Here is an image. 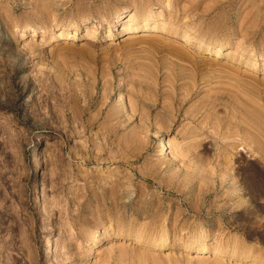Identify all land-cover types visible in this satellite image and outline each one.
Wrapping results in <instances>:
<instances>
[{
    "label": "rangeland",
    "instance_id": "obj_1",
    "mask_svg": "<svg viewBox=\"0 0 264 264\" xmlns=\"http://www.w3.org/2000/svg\"><path fill=\"white\" fill-rule=\"evenodd\" d=\"M263 174L264 0H0V264H264Z\"/></svg>",
    "mask_w": 264,
    "mask_h": 264
},
{
    "label": "bare ground",
    "instance_id": "obj_2",
    "mask_svg": "<svg viewBox=\"0 0 264 264\" xmlns=\"http://www.w3.org/2000/svg\"><path fill=\"white\" fill-rule=\"evenodd\" d=\"M128 9H130V8H128ZM124 12L125 11H123V12H121L118 16H119V18L120 17H122V15L124 14ZM24 34V32H22L21 31V36ZM197 46L198 47H200L201 46V42H198V44H197ZM215 51V55H218L219 53H218V50L216 49V50H214ZM117 100L119 101V103H121V104H123V105H125V103H124V100H123V97H122V95H119L118 96V98H117ZM168 149H169V147H168V145H167V143L165 142V140H163L162 138H160L159 139V143L157 144V154L159 155V156H164V155H166L167 153H168ZM255 149V148H254ZM252 150V149H251ZM256 152V151H255ZM226 154V153H225ZM233 156V155H232ZM223 157H224V155H223ZM234 157V156H233ZM229 158V157H228ZM232 159V158H231ZM225 162H226V160H224ZM227 161H229L230 162V160H227ZM224 162V163H225ZM224 167H225V165H223ZM229 167V166H228ZM229 168H231V167H229ZM252 168V167H251ZM222 169V168H221ZM246 169V168H245ZM255 169V168H254ZM226 170V169H225ZM224 170V171H225ZM235 170V169H234ZM258 170V169H257ZM222 171V170H221ZM248 171V170H247ZM254 171V170H253ZM262 171V170H261ZM232 172H233V170H232ZM263 172V171H262ZM242 173H244V172H242ZM248 173V172H247ZM226 174V173H225ZM249 174V173H248ZM254 174H256V173H254ZM250 175V174H249ZM252 175V174H251ZM260 175V174H259ZM241 176V175H240ZM232 177H234V176H232ZM243 177V176H242ZM246 177V176H245ZM252 177H250V178H248V180L249 179H251ZM255 179H256V177H255ZM233 180V179H232ZM242 180V179H241ZM257 181H255V182H252V183H248V184H250V185H254V188H255V190L256 191H258V190H260V189H263L264 188V174L263 175H261L259 178H257L256 179ZM251 182V181H250ZM229 183H231V182H229ZM233 183V182H232ZM235 183H237L236 182V180H235ZM234 183V184H235ZM247 184V185H248ZM244 185V184H243ZM246 185V184H245ZM246 185V186H247ZM237 186V185H236ZM249 188L250 189H252L250 186H249ZM254 190V191H255ZM251 191V190H250ZM249 191V192H250ZM248 192V193H249ZM260 192V191H259ZM34 193L35 194H38L39 193V187H35V189H34ZM247 193V194H248ZM251 193V192H250ZM257 193V192H256ZM96 194V193H95ZM94 194V195H95ZM249 195V194H248ZM258 196V195H257ZM254 197V196H253ZM100 241H102V238H100V235H94V236H92V237H90V239H89V241H88V243H89V245L91 246V249L94 247V246H96V245H98V243L100 242ZM56 248V247H55ZM91 249H90V251H91ZM205 251L207 250L206 248H203ZM57 250V249H56ZM221 255L222 256H224L225 255V253H221Z\"/></svg>",
    "mask_w": 264,
    "mask_h": 264
}]
</instances>
